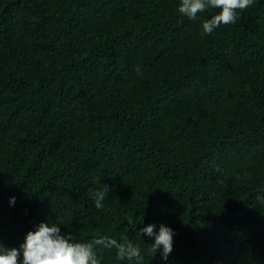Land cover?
I'll return each mask as SVG.
<instances>
[{"label":"trees","instance_id":"1","mask_svg":"<svg viewBox=\"0 0 264 264\" xmlns=\"http://www.w3.org/2000/svg\"><path fill=\"white\" fill-rule=\"evenodd\" d=\"M177 2L0 0V243L53 220L142 264H264V0L211 33Z\"/></svg>","mask_w":264,"mask_h":264},{"label":"clouds","instance_id":"2","mask_svg":"<svg viewBox=\"0 0 264 264\" xmlns=\"http://www.w3.org/2000/svg\"><path fill=\"white\" fill-rule=\"evenodd\" d=\"M254 0H178L176 10L189 19L197 17L199 12L211 11L201 24L202 33H211L221 24H229L237 19L238 10L248 8ZM107 188L95 193L92 203L95 208L104 207ZM14 195L9 196V204L15 202ZM136 236L143 234L151 239L147 252L152 256L159 253L161 260H167L172 250L174 229L163 222L142 223L133 221ZM101 249H113L120 261L127 260L129 264H142L145 250L130 239L125 233L117 239L114 236L100 235L90 241L72 239V234L61 230V224L53 220H42L33 229L23 235L15 246L0 243V264H101Z\"/></svg>","mask_w":264,"mask_h":264}]
</instances>
